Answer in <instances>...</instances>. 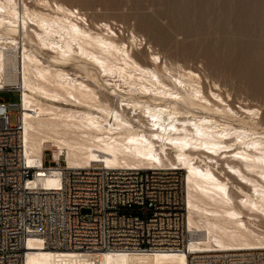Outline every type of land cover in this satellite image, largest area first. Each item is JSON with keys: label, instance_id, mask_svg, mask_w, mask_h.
I'll return each mask as SVG.
<instances>
[{"label": "bare ground", "instance_id": "1", "mask_svg": "<svg viewBox=\"0 0 264 264\" xmlns=\"http://www.w3.org/2000/svg\"><path fill=\"white\" fill-rule=\"evenodd\" d=\"M133 1L159 18L90 20L71 2L0 0V89H22L30 160L42 162L52 143L55 160L65 156L72 169L105 163L185 171L190 248L38 246L27 264H188L196 248H264V116L232 94L233 76L218 75L264 77V56L252 58L264 53V0ZM142 26L164 34L145 37ZM53 172L43 185L56 183Z\"/></svg>", "mask_w": 264, "mask_h": 264}, {"label": "built area", "instance_id": "2", "mask_svg": "<svg viewBox=\"0 0 264 264\" xmlns=\"http://www.w3.org/2000/svg\"><path fill=\"white\" fill-rule=\"evenodd\" d=\"M20 101L0 100V264H27L46 249L147 253L189 250L193 237L183 170L166 167L72 169L53 159L30 160ZM15 114V121L12 116ZM58 170L54 185L41 178ZM188 264H264V248L190 250Z\"/></svg>", "mask_w": 264, "mask_h": 264}, {"label": "rangeland", "instance_id": "3", "mask_svg": "<svg viewBox=\"0 0 264 264\" xmlns=\"http://www.w3.org/2000/svg\"><path fill=\"white\" fill-rule=\"evenodd\" d=\"M62 1H65V2H67V3H70L71 2V4H73V5H75V6H78L80 9H83L82 11L84 12H87V14H88V16L90 17V20H92V18H93V16H94V18H100L101 16H102V18H113V17H116V18H122V20H125L126 18H129V16H131V17H137V15H138V17L140 16V17H142V16H149V17H153L154 19H158L159 18V16L157 15V13H155L154 11H153V9L154 8H149V7H141V6H138V5H136L137 3H136V1H133V0H117L118 1V3L116 2V5H114V4H112V3H108L107 2V0H62ZM118 4V5H117ZM146 9V10H145ZM152 10V11H151ZM141 12V13H140ZM146 13V15L145 14H143V13ZM152 12H154V13H152ZM151 13V14H150ZM140 14V15H139ZM143 14V15H142ZM148 14V15H147ZM154 16H153V15ZM128 15V16H127ZM133 15V16H132ZM136 15V16H135ZM157 15V16H156ZM158 17V18H157ZM136 19V18H135ZM135 19H132L131 20V24H135L134 22H136L137 23V19L135 20ZM133 22V23H132ZM139 23V22H138ZM137 23V24H138ZM117 28H119V26H117ZM145 28H147V29H145ZM141 31H142V34L144 33H146V35H145V37L147 36V37H152V38H154V39H157L156 37H158V40H159V36H160V34L161 33H163V32H161L160 33V31H158L157 29H155V28H153V27H146V26H142L141 28ZM143 29V30H142ZM149 29V30H148ZM155 30H157L158 31V33L155 31ZM171 29H167V31H169V33H171V31H170ZM152 31V32H151ZM149 32H150V34L152 33V35L151 36H149L150 34H149ZM128 34V33H127ZM149 34V35H148ZM157 34V35H156ZM164 34V33H163ZM163 34H161V35H163ZM154 35H155V37H154ZM177 36V37H176ZM179 35H175V31H174V38L176 39V40H178V41H180V42H188L189 40L188 39H184L183 38V36L181 37H179ZM246 37L247 36H244L243 38L246 40ZM247 39H249L248 37H247ZM258 39V38H257ZM187 40V41H186ZM191 40H192V38H191ZM190 40V41H191ZM144 42H143V44L142 45H140L141 47H144V50L146 51V52H150L151 51V49H149V45L147 44L146 45V41L145 40H143ZM166 39H165V43H166ZM161 42V41H160ZM165 43H163V42H161V44L162 45H164L165 46ZM149 49V50H148ZM258 54V55H257ZM261 55H263L264 56V53H259V52H256L255 54L253 53V60H256L259 56H261ZM254 57L256 58V59H254ZM238 59H236V64L238 65V64H240V60L242 59L240 56H238L237 57ZM241 58V59H240ZM262 64H264V63H262ZM239 66V65H238ZM264 66V65H263ZM240 69V68H239ZM261 70V73L264 75V67H262V68H260ZM222 72V73H221ZM221 72H219V73H221V74H218L219 76H221V78L218 76V78H220V79H223V80H230V78L233 76L234 77V80L232 79L231 81H234L235 82V84H234V82H233V84H234V87L235 88H233L232 89V94L235 96V93H236V95H238V93H239V95H240V97L242 96L243 98H245L246 99V101H244L245 99H243V98H241V99H234L233 100V103H234V106H235V104H236V106H239L236 102L238 101H240L241 103H243V101L248 105V106H250V107H255V108H259L261 111V113L260 114H263V116H264V82H263V80H264V77L262 78V80H260V82H259V80H257V81H255L256 83H254V82H251L252 80H250L249 78V80L247 79V80H245L246 78H244L243 77V79H242V77L241 76H235L234 75V73L236 74V71L234 72V73H232V72H230V73H228V70H222ZM227 73V74H226ZM233 74V75H232ZM231 77H230V76ZM244 76H245V74H243ZM239 77L241 78V79H239ZM229 78V79H228ZM235 78H236V80H235ZM222 80V81H223ZM243 80V81H242ZM204 81H205V83H206V80L204 79ZM230 81V82H231ZM254 81V80H253ZM244 82V83H243ZM249 82V83H248ZM244 85H243V84ZM207 84V83H206ZM254 84L256 85V86H254ZM259 84V85H258ZM238 85V86H237ZM252 85V86H251ZM262 85V86H261ZM238 88H237V87ZM7 87V86H6ZM8 87H12L13 88V86H8ZM261 87H263V88H261ZM229 88V87H228ZM248 88V89H247ZM261 89L260 91L259 90H255V89ZM230 89V88H229ZM241 89L242 90V92H241V90L239 91V90ZM235 90V91H234ZM237 90H238V92H237ZM255 90V91H254ZM224 91V95H225V93H227L228 91L227 90H223ZM253 91V92H252ZM244 92V93H243ZM259 92V93H258ZM251 93V94H250ZM228 94V93H227ZM251 96H250V95ZM261 94V95H260ZM239 95H238V98H240L239 97ZM256 95H257V97H256ZM263 95V96H262ZM226 97L228 96V95H225ZM254 96V97H253ZM250 99V100H249ZM0 100H3V101H5L6 103H18L19 101H20V97H19V93L17 92V91H1L0 92ZM117 100H118V98H116L115 99V101L117 102ZM243 100V101H242ZM236 101V102H235ZM252 101V102H251ZM244 103V104H245ZM249 103V104H248ZM257 106V107H256ZM15 114H13V116H12V120H13V122L15 121ZM264 118V117H263ZM263 121H264V119H263ZM58 152H57V150H56V148H55V146H53V144L52 143H49V144H47L46 145V150H45V158H46V162L48 163V164H51V163H49L50 161H52L53 159H56L57 157H58ZM62 162L64 163V165H66V158H65V156H62ZM65 160V161H64ZM218 173H220L219 171H217ZM224 174V173H223ZM185 175H186V173H185V171H183V179H184V182L186 183V181H185ZM236 182V181H235ZM237 183V182H236ZM261 224H262V226L264 227V219L262 218V221H261Z\"/></svg>", "mask_w": 264, "mask_h": 264}]
</instances>
